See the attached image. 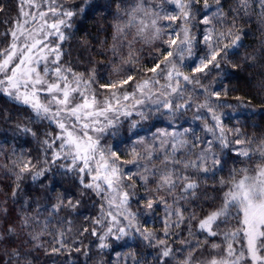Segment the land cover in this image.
<instances>
[{"label": "snow or ice", "instance_id": "obj_1", "mask_svg": "<svg viewBox=\"0 0 264 264\" xmlns=\"http://www.w3.org/2000/svg\"><path fill=\"white\" fill-rule=\"evenodd\" d=\"M0 264H264V0H0Z\"/></svg>", "mask_w": 264, "mask_h": 264}]
</instances>
